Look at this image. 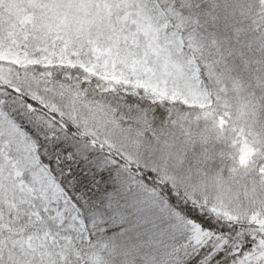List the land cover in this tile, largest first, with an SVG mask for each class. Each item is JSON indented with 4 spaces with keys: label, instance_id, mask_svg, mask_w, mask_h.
I'll return each instance as SVG.
<instances>
[{
    "label": "snow or ice",
    "instance_id": "6c2138e0",
    "mask_svg": "<svg viewBox=\"0 0 264 264\" xmlns=\"http://www.w3.org/2000/svg\"><path fill=\"white\" fill-rule=\"evenodd\" d=\"M0 264H264V0H0Z\"/></svg>",
    "mask_w": 264,
    "mask_h": 264
}]
</instances>
